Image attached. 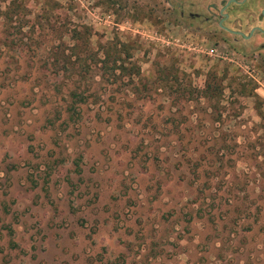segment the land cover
I'll list each match as a JSON object with an SVG mask.
<instances>
[{"label": "rangeland", "instance_id": "1", "mask_svg": "<svg viewBox=\"0 0 264 264\" xmlns=\"http://www.w3.org/2000/svg\"><path fill=\"white\" fill-rule=\"evenodd\" d=\"M138 7L0 0V264H264V71Z\"/></svg>", "mask_w": 264, "mask_h": 264}, {"label": "flooded vegetation", "instance_id": "2", "mask_svg": "<svg viewBox=\"0 0 264 264\" xmlns=\"http://www.w3.org/2000/svg\"><path fill=\"white\" fill-rule=\"evenodd\" d=\"M142 23L214 27L225 40L242 42L244 53L264 71V6L255 0H133ZM214 25V26H213ZM210 37L217 36L212 30Z\"/></svg>", "mask_w": 264, "mask_h": 264}, {"label": "trees", "instance_id": "3", "mask_svg": "<svg viewBox=\"0 0 264 264\" xmlns=\"http://www.w3.org/2000/svg\"><path fill=\"white\" fill-rule=\"evenodd\" d=\"M75 41H76V44H78V45H75L76 47H79L81 45V43H84V41L83 42H80L81 40H77V39ZM87 42H89V40ZM72 57H78V56L74 55V56L69 57V61L72 63V65H75L76 63L75 62H72ZM127 57L129 58L130 55L128 54ZM100 63L104 64L105 62L104 61L103 62L102 61L101 62L99 61V62H97V66ZM103 68H101L99 71H101L103 73L102 76L105 77V76L109 75V72H107ZM110 73H111L110 75H112L113 78H116L117 77L116 76V69L115 70L113 69V71H111ZM127 75H129V77H132L133 74H129V72H128ZM135 75H137V74H135ZM212 81L213 82L215 81V83H212L211 84ZM220 81H221L220 78H217V74L212 75L211 76V81H210L209 85L206 88V93L208 95H210V96H214V95L220 93L221 92V88H220L221 87V83H220Z\"/></svg>", "mask_w": 264, "mask_h": 264}]
</instances>
